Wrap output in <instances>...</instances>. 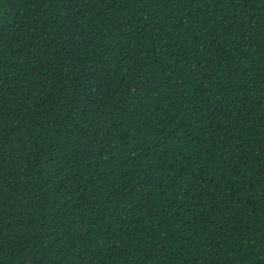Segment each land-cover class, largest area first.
<instances>
[{
    "label": "trees",
    "instance_id": "trees-1",
    "mask_svg": "<svg viewBox=\"0 0 264 264\" xmlns=\"http://www.w3.org/2000/svg\"><path fill=\"white\" fill-rule=\"evenodd\" d=\"M0 264H264V0H0Z\"/></svg>",
    "mask_w": 264,
    "mask_h": 264
}]
</instances>
